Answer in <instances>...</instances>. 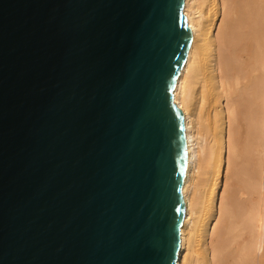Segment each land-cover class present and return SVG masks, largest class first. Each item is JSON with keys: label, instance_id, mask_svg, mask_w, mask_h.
I'll return each mask as SVG.
<instances>
[{"label": "water", "instance_id": "95a60500", "mask_svg": "<svg viewBox=\"0 0 264 264\" xmlns=\"http://www.w3.org/2000/svg\"><path fill=\"white\" fill-rule=\"evenodd\" d=\"M183 0H0V264H175Z\"/></svg>", "mask_w": 264, "mask_h": 264}, {"label": "bare ground", "instance_id": "6f19581e", "mask_svg": "<svg viewBox=\"0 0 264 264\" xmlns=\"http://www.w3.org/2000/svg\"><path fill=\"white\" fill-rule=\"evenodd\" d=\"M235 2L183 0L182 4L191 40L172 92L173 103L183 114L186 144L181 187L183 212L175 264H264V208L257 214L253 206L245 205L236 212L235 221L224 196L229 174L242 170L245 173L248 167L246 164V169H241L239 165L240 150L234 138L238 120L244 116L239 107L243 108L244 98L252 100L251 106H258L253 108L255 119H250L254 121L251 134L245 133L251 137L249 148L245 146L250 154H246L249 171L243 179L244 187L247 193L264 196V43L257 48L264 39V11L256 19L261 41L257 37L255 42L259 45L252 43L258 53L254 50L249 65H245L247 25L254 20L246 12L235 17ZM249 7L246 9L251 12ZM252 23L256 25L255 21ZM242 85L250 97H246Z\"/></svg>", "mask_w": 264, "mask_h": 264}, {"label": "rangeland", "instance_id": "374dc122", "mask_svg": "<svg viewBox=\"0 0 264 264\" xmlns=\"http://www.w3.org/2000/svg\"><path fill=\"white\" fill-rule=\"evenodd\" d=\"M240 1V2H239ZM260 1V2H259ZM242 3V4H239L238 6H237V4L238 3ZM253 2V3H252ZM255 2V3H254ZM235 3H237V4H235L236 5V9H237V14H235V17H237V15H239L240 17L242 16V14L244 13V12H246L247 13V17L249 16V19H250V17H251V19H253L254 21H255V23H256V25L255 24H253L252 22H254V21H250V22H248V27H249V29H247L248 30V32H247V36L249 37L248 38V40H247V43H248V46H247V48H246V51L243 53V61H244V63H246L245 65H249V60H251L252 58V56L254 55V50H255V52H257L258 53V49H260V47L263 45V41H264V39L262 38V35H261V32L260 31H257V30H259L258 28L260 27L259 26V23L258 22H256V19H257V21H258V18L259 17H261V15H262V12L264 11V9H262V7L264 8V0H258V3H257V0L255 1V0H236V2ZM244 4H245V6H244ZM259 4V5H258ZM261 4V5H260ZM240 5H241V7H240ZM252 5V6H251ZM248 6H250L249 7V9H251V12L253 13V12H255V13H253L251 16L248 14V13H250L251 14V12H249L248 11V8L246 9V7H248ZM255 6H257L256 8H254ZM261 6V7H260ZM243 10H242V9ZM245 8V9H244ZM253 8V9H252ZM258 8H260V9H262L260 12H259V10L260 9H258ZM254 10H256V11H254ZM258 10V11H257ZM241 12H242V14H241ZM256 15H257V17H256ZM239 16H238V18H239ZM253 16V17H252ZM256 17V18H255ZM255 18V19H254ZM250 23H252L253 25H255V26H253L252 24H250ZM258 23V24H257ZM249 24H250V26H249ZM235 25H236V23H235ZM251 25H252V28H254V29H252L251 28ZM242 26H244L243 24H242ZM258 27V28H257ZM237 29V28H236ZM256 29V30H255ZM251 30V31H250ZM252 30H253V33H252ZM255 30V31H254ZM250 31V32H249ZM256 34H255V33ZM260 32V33H259ZM248 33H250V34H248ZM259 33V34H258ZM251 34H253V35H255L254 37H253V35H251ZM251 35V36H250ZM259 35L261 36V38H262V41H261V38H259ZM254 38V39H252L251 40V38ZM257 37L259 38L258 40H257ZM249 39H250V41H249ZM255 39L257 40V41H261V42H259V44H261V45H259V44H257L256 42H255ZM253 40H254V42H253ZM252 41V42H251ZM252 43H253V45H255V46H257V45H259V46H257V48L258 49H256L255 48V46H253L252 45ZM251 48H252V50H251ZM253 54V55H252ZM249 55V56H248ZM252 55V56H251ZM249 57H250V59H249ZM250 64H251V61H250ZM242 88H243V85H242ZM243 90H245L244 88H243ZM248 91V90H247ZM247 91L245 90V95H246V97H250V95L247 93ZM249 92V91H248ZM247 93V94H246ZM251 94L253 95L254 94V92H252V90H251ZM253 97V96H252ZM233 98L231 97V99H230V101H232V103H233V101H235V100H232ZM244 100L246 101V102H243L244 103V106H243V108L241 107V106H239L240 107V109H241V113H242V111L244 112L243 114H244V116H240V118H239V120H238V124H237V126H236V128L234 129V134H235V137L234 138H236V144H237V148H238V150H240V151H238L239 152V155H240V157H239V165H240V167H241V169L242 168H244V169H246V166H248L249 167V165H248V157H247V155L249 156V151H248V148H249V143H250V137H251V135H249V134H251V129H252V126H250V125H252V122H254V121H250V119H252V116H253V119H255V111L256 110H253V108L256 106H251V101L252 100H250V99H248V98H244ZM231 103V102H230ZM247 103V104H246ZM230 105H232V104H230ZM245 106H246V108H245ZM248 106V107H247ZM256 107H258V106H256ZM255 107V108H256ZM254 108V109H255ZM243 109V110H242ZM244 109H248L247 111H248V113H247V111L246 110H244ZM246 111V112H245ZM251 111V112H250ZM251 113H253L252 115H251ZM249 115V118H247L248 120L247 121H250V122H247L246 120H244V118H246V115ZM248 115H247V117H248ZM252 119V120H253ZM245 124H249L248 126H250V127H248L247 125H245ZM246 126V127H245ZM247 127H248V129H247ZM249 130V131H248ZM251 130V131H250ZM250 132L249 134H247L248 135V138H247V135H245V133H247V132ZM247 138V139H246ZM248 140V141H247ZM247 143H248V145H247ZM238 144H239V146H238ZM244 145V146H243ZM243 146V147H242ZM245 146H247L248 148H246ZM242 147V149H240ZM246 148V149H245ZM241 151H244V152H241ZM248 151V153H246ZM243 153V154H242ZM245 154V155H244ZM247 154V155H246ZM241 156H243V157H245V158H241ZM241 158V159H240ZM248 161V162H247ZM241 162V163H240ZM247 164V165H246ZM246 165V166H245ZM247 167V169L245 170L246 172L244 173V172H242V171H244V170H242L240 173H238V174H229V176H228V179H227V187H226V190L224 191V196L226 197V200H228V203H229V206H230V210H232V215H233V219L236 221L237 220V216H236V212L237 211H239L240 212V210H241V208H243L245 205L246 206H248V205H251V206H253L254 208H255V212L257 213V214H260L261 213V211L263 210V208H264V196L262 197H259V195L257 194V193H254V192H251V193H247L246 191V187H244V184H245V186H246V182L243 180V179H245V178H247L246 177V173L249 171V168ZM248 170V171H247ZM239 174H241V175H239ZM244 174H245V176H244ZM236 177V178H235ZM239 177V178H238ZM261 198V199H260ZM232 202V203H231ZM238 212V213H239ZM234 216H236V217H234ZM259 224H261V221L259 222ZM230 259H231V261H230ZM228 261L229 262H232V258H228Z\"/></svg>", "mask_w": 264, "mask_h": 264}]
</instances>
